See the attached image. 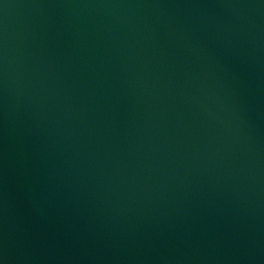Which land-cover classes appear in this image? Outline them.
I'll return each instance as SVG.
<instances>
[{"label": "water", "instance_id": "95a60500", "mask_svg": "<svg viewBox=\"0 0 264 264\" xmlns=\"http://www.w3.org/2000/svg\"><path fill=\"white\" fill-rule=\"evenodd\" d=\"M0 264H264V0H0Z\"/></svg>", "mask_w": 264, "mask_h": 264}]
</instances>
